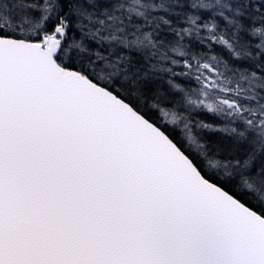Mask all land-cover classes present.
Masks as SVG:
<instances>
[{
  "label": "snow or ice",
  "instance_id": "obj_1",
  "mask_svg": "<svg viewBox=\"0 0 264 264\" xmlns=\"http://www.w3.org/2000/svg\"><path fill=\"white\" fill-rule=\"evenodd\" d=\"M0 264H264V0H0Z\"/></svg>",
  "mask_w": 264,
  "mask_h": 264
}]
</instances>
